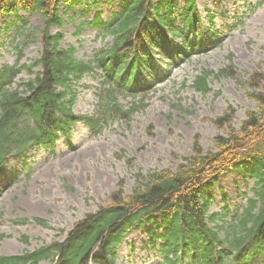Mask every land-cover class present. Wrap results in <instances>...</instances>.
<instances>
[{
    "label": "trees",
    "instance_id": "trees-1",
    "mask_svg": "<svg viewBox=\"0 0 264 264\" xmlns=\"http://www.w3.org/2000/svg\"><path fill=\"white\" fill-rule=\"evenodd\" d=\"M102 1L0 0L1 16L21 7L39 12L44 21L40 57L29 65L0 67V169L10 155L24 153L35 142L52 145L58 133L69 134L77 122L96 130L110 119L129 117L133 111L119 102L120 94H141L144 99L160 78L157 58L174 63L179 55L187 60L221 41L202 32L195 0H186L182 9L184 27L175 16L178 0H118L120 9L112 18L104 19L99 11L77 25L78 33L85 27L101 28L112 37L92 58L80 59L75 47H62L63 33L53 34L51 27L62 28L64 16L76 7L83 15ZM178 37L181 45L176 43ZM228 59L229 64L216 73L203 69L196 75V90L210 92L212 76L239 80L232 57ZM23 70L34 76L14 87ZM143 71L149 79L143 78ZM91 74L100 76L103 94L92 115L75 110L77 84ZM250 80L258 86L250 93L256 107L247 110L227 135L214 138L215 149L199 148L195 139L193 153L176 168L137 173L131 193H114L110 203L78 220L63 241L21 255L0 256V264H39L44 259L52 264H116L123 237L142 226L152 236V246L161 242L158 250L166 264H252L256 255L264 261V73H255ZM235 114L230 105L216 123L229 125ZM231 170L255 179V194L230 227L212 226L221 213H210L211 190L218 175ZM122 186L123 181L120 191Z\"/></svg>",
    "mask_w": 264,
    "mask_h": 264
},
{
    "label": "rangeland",
    "instance_id": "rangeland-1",
    "mask_svg": "<svg viewBox=\"0 0 264 264\" xmlns=\"http://www.w3.org/2000/svg\"><path fill=\"white\" fill-rule=\"evenodd\" d=\"M196 1L205 28L209 25L208 13L214 16V29L222 36L223 46L168 70L166 82L143 102L121 95L123 107L133 112L124 120H110L99 134L79 123L73 129L71 146L65 145L62 137L55 153L42 148L31 151V165L28 161L25 172L21 161L12 160L11 173L21 174L0 195V255L21 254L62 240L78 220L110 203L114 193H131L137 173L176 168L193 153L195 139L199 148L215 149L214 138L227 135L240 124L247 110L256 107L250 93L258 91V86L250 78L255 73H264V0ZM179 4L183 5L184 0ZM118 6L117 2H103L87 14L75 15V20H68L62 29L65 33L62 46H75L77 57L91 58L97 49L111 43V38H101L103 31L91 27L78 33L76 24L92 19L98 10L107 18ZM18 14L23 15L26 24L17 21L14 14L0 17V65L17 61L16 44L23 47L20 64L39 57L42 17L22 10ZM20 28L32 30L29 40L26 34H19ZM57 30L52 28L53 32ZM229 57L239 80L212 76L209 80L212 90L208 93L193 87L196 74L202 69L216 73L229 64ZM162 68L168 69L165 65ZM27 78L29 74L24 71L16 83ZM100 84L96 75L82 80L78 85L76 111L91 114L98 109L103 95ZM230 105L236 110L232 123L220 127L216 119ZM253 187L250 177L235 172L219 176L211 190L214 195L211 211H220L224 205L240 208L246 202L245 194L252 195ZM34 218L43 219L50 226H42ZM150 242L142 228L129 232L118 248L116 264H161V254L150 247ZM39 264L52 263L46 259Z\"/></svg>",
    "mask_w": 264,
    "mask_h": 264
}]
</instances>
